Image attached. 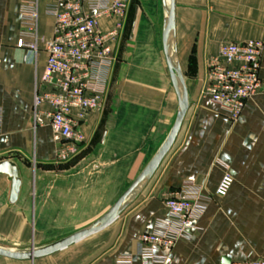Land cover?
Segmentation results:
<instances>
[{
  "label": "crops",
  "instance_id": "1",
  "mask_svg": "<svg viewBox=\"0 0 264 264\" xmlns=\"http://www.w3.org/2000/svg\"><path fill=\"white\" fill-rule=\"evenodd\" d=\"M54 1L0 0V160L16 161L22 178L18 200L11 203V179L0 174V235L22 243L36 239L50 221L72 219L73 209L102 216L114 196L127 189L121 187L129 186L131 172H140L164 141L178 111L162 48L163 0H134L133 16L129 5L122 20L105 107L80 121L87 143L79 155L58 161L52 128H35L32 119L36 83L47 63L46 44L55 25L47 7ZM24 4L38 9L37 52L21 42ZM118 21L103 18L100 27L109 31ZM250 39L264 42V0H176L177 51L190 108L173 147L143 192L111 225L91 234L105 231L101 251L85 264H114L123 255H130L133 264L264 259V50L263 87L235 121L202 93L210 58L220 45ZM227 174L232 185L220 196L216 191ZM187 182L209 200L183 238L171 248H154L157 258L144 260L139 236L169 219L166 195ZM115 185L119 187L114 190ZM65 249L23 262L75 264V257L54 260Z\"/></svg>",
  "mask_w": 264,
  "mask_h": 264
},
{
  "label": "built area",
  "instance_id": "2",
  "mask_svg": "<svg viewBox=\"0 0 264 264\" xmlns=\"http://www.w3.org/2000/svg\"><path fill=\"white\" fill-rule=\"evenodd\" d=\"M130 2L55 0L47 7L55 25L53 37L46 44L47 63L36 83L32 119L35 128L44 125L52 128L60 162L78 156L87 143L80 125L83 117L105 107L107 86L116 61L115 46ZM22 17L25 25L22 45L37 52L38 9L24 4ZM103 18H119V21L111 30L103 31L100 27ZM263 50L264 42L258 39L225 42L210 58L202 93L218 104L231 121L240 116L250 97L263 87L260 76ZM232 181L231 175H225L216 193L226 195ZM208 200L191 182L169 192L165 201L169 219L162 221L159 229L139 236L142 258L155 260L154 248H171L183 238ZM114 264H133L132 257L120 256ZM222 264H264V259Z\"/></svg>",
  "mask_w": 264,
  "mask_h": 264
},
{
  "label": "water",
  "instance_id": "3",
  "mask_svg": "<svg viewBox=\"0 0 264 264\" xmlns=\"http://www.w3.org/2000/svg\"><path fill=\"white\" fill-rule=\"evenodd\" d=\"M163 12L162 48L170 79L178 97L177 116L168 135L133 182L119 196L114 204L94 222L45 245H32L22 250L9 249L0 246V257L18 261H33L38 258L52 255L81 241L91 234L105 229L118 219L120 215L137 199L155 175L162 161L173 147L191 105L187 80L182 71L177 51L176 0H163ZM0 174L7 175L11 179L12 187L10 202L15 203L18 200L22 185V178L20 176V169L17 162L11 159L0 160ZM228 262L230 261L227 260L226 263Z\"/></svg>",
  "mask_w": 264,
  "mask_h": 264
},
{
  "label": "rangeland",
  "instance_id": "4",
  "mask_svg": "<svg viewBox=\"0 0 264 264\" xmlns=\"http://www.w3.org/2000/svg\"><path fill=\"white\" fill-rule=\"evenodd\" d=\"M135 1L132 0L130 4L131 6L130 16H133V13L135 10L134 3H136ZM135 173H139L138 170L133 171V173L131 172V175L129 178L130 179L129 185L131 184L133 179L137 176V174L135 175ZM117 187H119V185L113 186V189L115 190ZM127 187L128 186L121 187L122 191L126 189ZM118 197H119V194L114 196V199L111 205L114 204V202L118 199ZM111 205L107 204V207L105 208L109 209ZM72 212L74 214V216L72 215L73 217H71L72 219L62 218L63 217L62 216L61 218H58L54 222L50 221V223H48L47 225L41 226L42 230L39 233H36V239L34 237L31 242L22 243L16 240H10L9 238H6L5 236L0 235V243L4 245H8V246H13V247H25V248H28L32 245L41 246V245H45L46 243L57 240L63 236H66L70 233V231H73L80 227H84V225H87V223H90V221L92 222L93 219H97L95 218L96 216L91 215V213L89 214L90 210L81 209L78 213L77 209H73ZM104 233L105 231H102L101 233L91 235L85 240L76 243L75 245L69 247L68 249H65L61 253L54 255V260L57 258H63V257L64 258L75 257L74 258L75 264L77 263L85 264L88 259L92 258L94 255H96L97 253L101 251L102 248L100 247L101 245L99 246V244L101 243ZM0 260L2 264H29V263H24L23 261H15V260H9V259H4V258H1Z\"/></svg>",
  "mask_w": 264,
  "mask_h": 264
},
{
  "label": "bare ground",
  "instance_id": "5",
  "mask_svg": "<svg viewBox=\"0 0 264 264\" xmlns=\"http://www.w3.org/2000/svg\"><path fill=\"white\" fill-rule=\"evenodd\" d=\"M1 247H3V246H1ZM5 248L15 249V250H22V249H25V248H10V247H5Z\"/></svg>",
  "mask_w": 264,
  "mask_h": 264
}]
</instances>
